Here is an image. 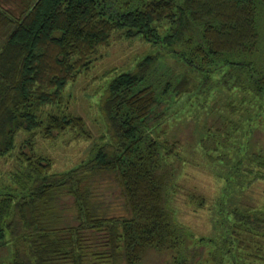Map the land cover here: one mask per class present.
Masks as SVG:
<instances>
[{
  "label": "trees",
  "instance_id": "1",
  "mask_svg": "<svg viewBox=\"0 0 264 264\" xmlns=\"http://www.w3.org/2000/svg\"><path fill=\"white\" fill-rule=\"evenodd\" d=\"M114 33L157 51L108 83L98 104L106 142L87 162L57 174L30 148L17 188L0 193L9 264H145L153 254L165 264H264V212L256 208L221 214L216 240L177 224L167 159L178 143L158 130L178 103L218 86L264 108V0H0V156L21 131L90 138L83 119L62 110L64 91ZM212 136L199 140L208 157ZM248 161L249 173L264 180V154ZM104 176L116 183L122 213H108L96 198ZM190 199L204 207L203 198Z\"/></svg>",
  "mask_w": 264,
  "mask_h": 264
},
{
  "label": "rangeland",
  "instance_id": "2",
  "mask_svg": "<svg viewBox=\"0 0 264 264\" xmlns=\"http://www.w3.org/2000/svg\"><path fill=\"white\" fill-rule=\"evenodd\" d=\"M159 32L164 33L165 27ZM156 51L139 39L125 40L114 33L109 45L99 49L89 71L80 74L64 91L62 110L83 119L90 138L75 139L74 133L64 132L46 140L38 132H19L13 149L0 156V193L17 188L14 176L26 167L24 158L31 154L30 148L36 156L47 158L52 163V172L57 174L87 162L97 147L106 142V124L98 104L108 83L117 73L132 70L140 59ZM167 60L170 66H176L174 60L169 57ZM242 99L244 95L237 89L218 86L205 99L190 96L183 106L178 103L175 112L162 117L159 125L161 139L178 143L177 155L167 159L175 170L169 209L177 224L196 239L216 240L224 231L219 224L221 214L255 208L264 212V180L249 173L254 167L248 161L255 152L264 154V108L257 100L249 105ZM50 109L58 112L56 108ZM250 121H253L251 130ZM209 133L217 140L216 146L211 143L216 148L209 150L212 157L206 156L199 143ZM109 178L97 180L95 194L102 208L116 215L122 213L120 199L116 183ZM191 196L203 198L204 207L198 208ZM12 254L11 243H0V264H9ZM165 262L164 257L153 254L145 264Z\"/></svg>",
  "mask_w": 264,
  "mask_h": 264
}]
</instances>
